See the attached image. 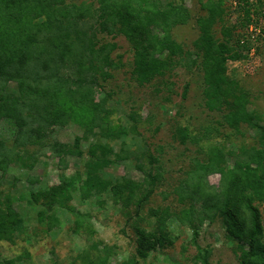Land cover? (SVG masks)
<instances>
[{"label":"trees","instance_id":"trees-1","mask_svg":"<svg viewBox=\"0 0 264 264\" xmlns=\"http://www.w3.org/2000/svg\"><path fill=\"white\" fill-rule=\"evenodd\" d=\"M223 2L197 0L194 25L199 37L193 42L195 58L191 59V54L171 38L173 28L189 23L192 18L190 10L176 0L165 5L159 0H93L92 3L87 0H0V121L10 125L13 134L9 141L0 140V172L11 165L32 170L35 160L45 155L56 159L57 169L64 171L68 167L67 157H82L80 142L93 128L100 129V125L105 124V129L97 136H103L107 143L97 140L89 145L84 178L76 173L71 178H62L47 191L29 195V205L41 209L36 216V222L43 227L40 233L46 236L59 224L57 208L75 216L71 204L73 191L78 190L82 198L92 194L101 197L108 192L112 202L120 207L121 216L133 235L135 253L121 264H139L149 253L173 246L166 227V220L172 215L186 222L195 237L204 221L220 217L228 237L239 247L242 262L264 264L262 223L254 205L256 200L261 201L264 193L263 150L254 151L247 160L236 157L231 169L220 164L226 155L216 147L199 150L203 160L192 159L185 178L168 192L176 199L173 206L153 209L149 203L158 195V184L164 177L158 167H153L156 157L148 152L145 155L148 162H143L142 156L131 151L120 149L115 153L110 142L119 137V127L108 123L111 110L106 108V100H95L101 83L122 66L121 56L113 58L115 44L103 42L99 34L123 35L131 46L129 75L139 87L156 84L161 91L170 93L176 68L195 66L199 60L207 108L211 111L236 108L227 115L231 129L245 122L246 112L242 106L244 101L248 102L247 94L225 76L226 60L238 57V54L224 52L227 49L224 43L231 40L232 32L223 28V39L228 38V41H221L214 33V26L225 22ZM239 7L243 13L241 28L257 25L258 10L264 9V3L240 0ZM242 45L246 49L247 44ZM188 86L183 87V98ZM229 86L237 92L232 102L228 97ZM69 122L85 127L83 137H76L72 145L61 143L55 133ZM178 130L173 137L184 144L183 130ZM262 140L264 146V138ZM241 155L247 152L242 150ZM124 159L134 162L142 181L122 179L112 183L99 177L101 169ZM212 174L220 175L218 187L207 183L206 178ZM168 195H164L165 198ZM14 203L5 194L0 180V242L15 244L37 235L35 231L28 234L21 214L14 210ZM143 217L155 220L151 231L138 226ZM75 218V232L81 229L82 221L90 220L84 216ZM110 251L108 247L104 250L106 255H110ZM106 255L95 259L96 264H107ZM207 261L208 252L198 247L191 264H207ZM12 263L0 257V264Z\"/></svg>","mask_w":264,"mask_h":264},{"label":"rangeland","instance_id":"rangeland-1","mask_svg":"<svg viewBox=\"0 0 264 264\" xmlns=\"http://www.w3.org/2000/svg\"><path fill=\"white\" fill-rule=\"evenodd\" d=\"M159 1L163 5L171 2ZM176 1L182 2L184 8L190 10L192 18L189 23L173 28L171 38L181 44L183 50L188 51L193 59V42L199 37V31L194 25L198 3L197 0ZM260 1L264 3V0ZM239 2L240 0H224L225 22L214 26L215 36L221 41L228 39H223V28L232 32L231 40L224 43V48H227L224 52L238 54V57L226 60L225 76L229 82L235 83L237 88L244 91L248 99L242 106L246 112V121L240 122L233 129L227 125V115L235 111L234 105L232 111H211L206 106V86L199 60L198 65L176 68L171 77L174 86L170 93L161 91L156 84L139 87L129 75L132 56L129 42L123 35L111 37L99 34L103 42L115 44L113 58L121 56L122 66L101 83L102 87L95 94V100H106V108L111 110L108 123H116L119 127V137L110 142L115 153L120 149L131 151L142 156L143 162H148L145 158L148 152L156 157L157 162L153 167H158L159 173L164 177L159 181L158 195L149 203L153 209L173 206L176 199L169 196L168 192L185 178L192 159L197 157L200 161L203 160L202 151L198 153L199 150L206 151L215 147L221 150L226 158L220 164L227 169L233 167L236 157L247 160L248 155L254 151H264V146L261 145L264 138V9L258 10L260 16L257 17V25L252 24L244 29L240 26L243 13ZM238 39H241L239 43ZM245 43L246 49L242 45ZM225 55L227 54L224 53ZM186 84L189 85L188 92L183 98V87ZM228 88L231 90L228 97L232 102L237 92H234L233 86ZM106 95H109L107 99ZM232 117L233 115L230 118ZM99 128H93L86 139L80 142L79 147L83 154L81 158L74 155L67 157L68 167L64 171L57 169L56 159L45 155L35 160L32 170L11 165L5 172H0L3 190L15 202L14 210L21 214L23 227L28 234L32 235L33 231L37 234H33L36 237L29 241L26 239L25 242H0V257L3 260L12 261V264H96L95 259L106 255L104 250L108 247L111 253L106 255L107 264H121L135 253L132 246L133 235L125 224V218L121 216L120 207L112 202L108 192L101 197L92 194L82 198L78 190L73 191L71 204L74 206L75 216L57 208L56 219L59 224L46 236L40 233L43 227L36 222L37 213L41 209L29 205L30 194L47 191L57 186L62 178H71L76 173L85 177L84 163L87 161L89 145L97 140L102 144L107 143L103 136H97L98 132L105 129V124H101ZM178 129L183 130L181 133L186 140L184 144H180L177 141L179 139L175 140L173 137ZM11 130L10 125L0 121V140L12 139ZM55 133L61 143L72 145L76 137H83L85 127L69 122ZM242 150L247 155H241ZM110 158L116 160L114 157ZM146 168L150 170L147 166ZM98 174L112 183L122 179L142 181L141 172L134 167V162L125 159L115 161L101 169ZM206 179L214 187H218L221 182L219 174L209 175ZM164 195L168 197L165 198ZM261 197V201L256 200L254 205L260 214L264 244V193ZM78 216L86 219L89 217L90 220L82 221L81 229L75 232V217ZM154 221L152 218L147 220L143 217L138 226L151 231ZM166 227L173 246L149 253L146 260L139 264H191L198 253V247L208 252L207 264H244L236 241L228 237L220 217L204 221L196 237L186 222L182 223L176 215L166 220Z\"/></svg>","mask_w":264,"mask_h":264}]
</instances>
